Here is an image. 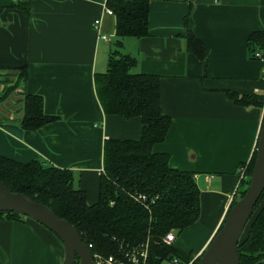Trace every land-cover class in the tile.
Wrapping results in <instances>:
<instances>
[{"label": "crops", "instance_id": "crops-1", "mask_svg": "<svg viewBox=\"0 0 264 264\" xmlns=\"http://www.w3.org/2000/svg\"><path fill=\"white\" fill-rule=\"evenodd\" d=\"M132 1V0H124ZM101 0H0V155L22 164L40 160L70 169L89 204L99 200L104 145L109 139H141V118L106 115L95 75L107 71L116 17ZM189 29L206 49L200 60L187 50ZM102 18L101 39L94 23ZM150 34L125 38L121 51L138 60L134 73L157 75L161 108L171 118L165 141L153 153L169 166L194 174L201 191L199 220L174 246L199 260L240 197V168L250 164L259 142L264 107L236 104L230 94L264 95V65L248 40L264 31V0H155ZM27 67L26 81L19 80ZM44 98L45 113L60 117L19 136L25 95ZM61 240L39 223L0 218V264H64Z\"/></svg>", "mask_w": 264, "mask_h": 264}, {"label": "trees", "instance_id": "trees-1", "mask_svg": "<svg viewBox=\"0 0 264 264\" xmlns=\"http://www.w3.org/2000/svg\"><path fill=\"white\" fill-rule=\"evenodd\" d=\"M152 1L155 0L108 2L116 17V41L109 53L107 71L95 75L97 96L106 115L141 118L143 131L138 141L109 139L105 142L98 202L88 203L86 192L74 184L72 170L46 165L40 160L22 164L0 155V183L13 193L48 206L59 218L73 225L83 243L92 246L93 255H113L121 245L132 247L149 240L151 264L174 259L186 264L191 257L174 244L166 243L164 238L171 232L181 235L199 220L201 191L193 173L174 170L169 166L168 155L153 153V147L165 141L171 127V118L161 108V79L157 75L134 73L138 60L121 51L125 38L149 36ZM184 24L189 31L187 50L205 61V46L189 29L188 16ZM248 45L252 56L257 50L264 51V31L252 33ZM16 71H21L19 80L26 81L27 67ZM14 91L13 88L0 96V104ZM229 96L238 105L264 107V95ZM59 119L45 113L42 96L27 94L20 124L3 127L21 136L25 131H38ZM256 155L257 151L248 166L249 179L242 187L250 182ZM240 194L242 198L245 191ZM138 195H145L155 203L147 208L135 200ZM0 218L29 219L15 213H0ZM238 252L240 264H264V193L239 241Z\"/></svg>", "mask_w": 264, "mask_h": 264}, {"label": "water", "instance_id": "water-1", "mask_svg": "<svg viewBox=\"0 0 264 264\" xmlns=\"http://www.w3.org/2000/svg\"><path fill=\"white\" fill-rule=\"evenodd\" d=\"M264 193V120L257 146V155L249 186L245 195L232 206L199 264H240L238 252L246 226ZM0 213H15L39 223L53 232L65 249L64 264H94L91 250L82 241L79 232L66 220L59 218L48 206L34 202L29 197L11 192L0 183Z\"/></svg>", "mask_w": 264, "mask_h": 264}, {"label": "built area", "instance_id": "built-area-1", "mask_svg": "<svg viewBox=\"0 0 264 264\" xmlns=\"http://www.w3.org/2000/svg\"><path fill=\"white\" fill-rule=\"evenodd\" d=\"M19 1V0H13ZM103 6V13L108 16H114L115 13L112 8L109 7L108 2L110 0H101ZM102 25L103 20L102 18L97 19L94 23L95 30L100 34V37L104 41H110L106 35L102 34ZM253 58L263 63L264 65V51L257 50ZM263 78H264V71H263ZM248 165H244L240 168L239 175H240V185L244 181L249 179L248 177ZM251 178V177H250ZM135 200L144 205L145 207L149 208L151 204H154L155 200L150 201L145 195H138L135 197ZM234 202V199L231 200V205ZM175 232H171L167 237L164 238V241L168 244H174L176 240ZM92 246H89V249ZM94 264H151V256H150V243L149 240L145 243L136 245V246H124L121 245L118 253L113 255H103V254H92ZM172 264H183L180 260L174 259L170 261ZM196 260L190 261L186 264H195Z\"/></svg>", "mask_w": 264, "mask_h": 264}, {"label": "rangeland", "instance_id": "rangeland-1", "mask_svg": "<svg viewBox=\"0 0 264 264\" xmlns=\"http://www.w3.org/2000/svg\"><path fill=\"white\" fill-rule=\"evenodd\" d=\"M112 40H114V42L116 41V37H114V38H112ZM112 47H114V43H113V45H112ZM251 179V178H250ZM250 181V180H249ZM248 186H249V183H247V184H245V185H243V187H242V190L243 191H246L247 190V188H248ZM241 199V195H240V197H238V201ZM22 217H24V218H27L26 216H22ZM178 236H180V235H178ZM177 236V237H178ZM162 264H172L170 261H164Z\"/></svg>", "mask_w": 264, "mask_h": 264}, {"label": "flooded vegetation", "instance_id": "flooded-vegetation-1", "mask_svg": "<svg viewBox=\"0 0 264 264\" xmlns=\"http://www.w3.org/2000/svg\"><path fill=\"white\" fill-rule=\"evenodd\" d=\"M75 262H78V264H80V260L78 258H76V261Z\"/></svg>", "mask_w": 264, "mask_h": 264}]
</instances>
